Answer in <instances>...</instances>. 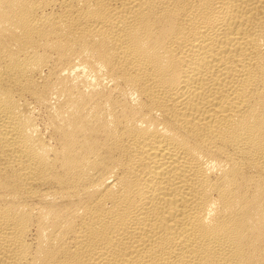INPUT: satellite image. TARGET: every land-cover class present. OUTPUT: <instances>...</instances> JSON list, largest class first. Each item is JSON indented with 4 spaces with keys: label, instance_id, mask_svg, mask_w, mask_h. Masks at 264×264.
Instances as JSON below:
<instances>
[{
    "label": "bare ground",
    "instance_id": "obj_1",
    "mask_svg": "<svg viewBox=\"0 0 264 264\" xmlns=\"http://www.w3.org/2000/svg\"><path fill=\"white\" fill-rule=\"evenodd\" d=\"M0 264H264V0H0Z\"/></svg>",
    "mask_w": 264,
    "mask_h": 264
}]
</instances>
